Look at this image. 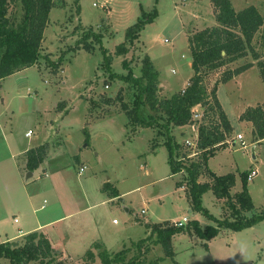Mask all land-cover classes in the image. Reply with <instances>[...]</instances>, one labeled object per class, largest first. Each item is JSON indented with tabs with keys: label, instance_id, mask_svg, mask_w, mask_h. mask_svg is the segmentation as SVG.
I'll list each match as a JSON object with an SVG mask.
<instances>
[{
	"label": "rangeland",
	"instance_id": "1",
	"mask_svg": "<svg viewBox=\"0 0 264 264\" xmlns=\"http://www.w3.org/2000/svg\"><path fill=\"white\" fill-rule=\"evenodd\" d=\"M231 1L238 10L246 5H260L264 16V0ZM57 2L59 5L51 9L44 30L41 57L34 65L0 79V163L8 156L11 146L15 150L28 139L31 144L47 143L43 166L34 177L43 168L47 172L56 171L51 178L60 184L54 185V194H58L46 197V206L55 205L56 211L58 206L65 210L73 202L76 204L85 193L91 200L95 193L107 196L106 192L95 190L99 186L97 182L104 179L118 195L108 197L114 201L88 211L84 205L78 206L81 211L64 222L66 229L74 232L73 236L62 239L55 235V242L76 246L81 237L89 239V244L95 242L88 246L95 253L97 264L100 260L96 245H102L103 240L113 244L108 249L111 253L126 250V260L139 254L143 264H264V217L241 230L220 228L218 234L210 238L200 237L193 223L201 229L216 226L215 219L229 217L232 200L217 198L208 190L201 194V210L194 208L188 196L190 186L186 171L172 173L170 170L165 133H158L156 125H132L121 106L122 102L128 108L133 106L138 87L130 76H140L142 60L147 54L159 74L158 99L186 88L193 74L187 38L217 24L211 0H79V11L74 0ZM8 8V13L19 22L20 2L11 1ZM149 17L151 19L145 21L138 36L129 44L127 29ZM88 29L99 35L94 50H74ZM259 41L257 33L255 47L262 51ZM121 43L127 46L125 53L118 51ZM59 59L61 63L54 66ZM250 59L255 60L249 53L235 64L227 63L206 72L203 84L208 93L207 101L214 105L211 91L222 83L220 78L224 71ZM254 63L257 65V60ZM257 67L248 69L237 80L220 85L218 97L223 105L219 104L220 109L228 113L234 127V132L231 127L225 138H230L229 144L234 138L236 145L231 147L227 143L226 148L218 150L207 161L208 168L217 175L234 173L231 194L241 189L240 172L256 167L257 174L248 183L253 201L248 216L264 210V140L252 144L251 125L243 123L241 114L236 113L264 100V83ZM191 111L189 123L169 124V134L179 145L176 157L184 162L198 160L200 150L194 144H197L201 123L222 129L216 106L208 109L207 105H198ZM141 112L147 120L153 116L154 123L167 118L165 113L154 111L147 104H143ZM83 129L88 133L87 139ZM25 131V135L31 136L26 137ZM237 132L243 134L245 148L236 139ZM254 149L257 159L252 158ZM81 163L86 168L79 173ZM197 180L202 183L211 178L203 174ZM183 217L187 221L171 235V252H167L156 242L154 225L167 222L177 226L175 222ZM113 219L118 224H114ZM7 223L9 227L18 225L11 215ZM85 253H74L73 258L79 261L73 264H90L91 261L84 258ZM0 264L10 263L0 258Z\"/></svg>",
	"mask_w": 264,
	"mask_h": 264
},
{
	"label": "trees",
	"instance_id": "2",
	"mask_svg": "<svg viewBox=\"0 0 264 264\" xmlns=\"http://www.w3.org/2000/svg\"><path fill=\"white\" fill-rule=\"evenodd\" d=\"M11 1H19L21 4L22 15L19 22L8 13V5ZM78 1L74 0L79 11ZM211 2L215 10L217 24L198 30L187 38L193 74L188 80L189 83L186 88L168 98L158 99L157 83L159 74L147 54L142 60L140 76H130L133 84L138 87L133 106L128 108L126 103H121L122 109L132 125L137 124L147 127L156 125L159 127L158 133H165L163 136L169 149L170 170L172 173L186 171L187 183L190 186L188 196L194 208L201 210V194L208 190H211L217 198L232 200V203H230L232 212L229 217L215 219L216 226L207 225L205 229H201L196 223H193L196 232L202 238H210L218 234L220 228L241 230L254 224L258 218L264 217V210L250 216L247 215V212L253 209V201L248 191V171L240 172L241 190L231 196L230 190L235 183L234 173L228 172L217 175L207 166L208 158L213 156L216 149L224 146L225 135L230 133L231 127L224 112L220 109L215 95L216 87L211 91L213 105L210 101H207L208 93L203 84L206 72L216 70L249 53L253 59L257 60V66L264 83V16L254 5L236 11L231 0H211ZM58 5L57 0H0V79L34 65L41 57V44L49 20V13L53 7ZM149 19L151 17L139 20L127 29L126 41L129 44L138 36L144 27L145 21ZM257 33L260 35L259 45L262 51H258L255 47L254 38ZM98 36V33L91 29L86 30L73 49L82 48L92 52ZM126 50L125 43L118 46L119 52L125 53ZM60 63L59 59L54 66L57 67ZM251 65L252 62H246L232 70L224 71L220 82L229 80ZM143 104H147L154 111L160 110L165 113L167 115L166 120L154 123L153 116H149L148 120L145 119L141 112ZM197 104L207 105L208 109H213L215 106L219 108L222 129L217 125L210 126L201 123L198 127L196 144L197 149H200L198 160L179 161L176 157L179 145L174 142L172 135L169 134V124L182 126L189 123L192 117L191 109ZM240 119L252 123L255 139L264 138V105L248 107L241 113ZM83 130L85 139H87L88 133L85 129ZM47 151V143L29 148L24 154L26 159L25 168L30 171L38 168L45 159ZM203 174L210 176L211 180L209 182H199L197 178ZM177 184L180 185V183ZM101 190L106 192L109 197L118 195L117 190L109 182H105ZM154 227L157 232L156 242L161 244L167 252H171V235L178 232L180 228L182 229L183 224L172 226L166 222L155 224ZM96 247L100 264L141 263L139 254L126 260V250L113 254L100 244ZM54 254V249L42 232L28 233L21 242L6 241L0 243V258L8 259L10 264H53ZM84 258L91 261L90 264H97L95 253L91 249L86 251Z\"/></svg>",
	"mask_w": 264,
	"mask_h": 264
},
{
	"label": "crops",
	"instance_id": "3",
	"mask_svg": "<svg viewBox=\"0 0 264 264\" xmlns=\"http://www.w3.org/2000/svg\"><path fill=\"white\" fill-rule=\"evenodd\" d=\"M247 6L249 5L243 6V8ZM254 6L260 12V5H254ZM235 10L238 11V9H235ZM241 58L236 59L230 63L235 64V62L236 61L239 62ZM254 61L255 60L250 59L248 62H252V65L246 70L242 71L241 73L233 76L229 80H232V79L237 80V78L240 75H242L245 71H247L248 69L254 66L256 67L257 65H255ZM190 65H191V61H190ZM223 83L224 82L216 86L217 100H219V97H218L219 90L218 89L220 85ZM218 102H220V100ZM219 104L221 105L222 103L220 102ZM198 105L200 104H197L194 107H197ZM257 105H264V100L257 102ZM221 107H223V105H221ZM241 113L242 111L236 114L237 116H239ZM225 115L229 121L230 127H233L232 121H231L232 119H230L227 112H225ZM242 122L250 124L251 130H253V126L250 121L244 120ZM232 131L234 132V127ZM25 133L26 131L24 132V135ZM239 133L241 134V132H237L236 135ZM25 136L29 137L31 135L29 136L25 135ZM229 139L225 138L224 146H220L218 149H216L213 156L218 150L226 148L225 146H227V143L231 147L236 145V141L234 138L230 141V144L228 142ZM29 140L30 139H28L25 145L22 144L23 142L19 143V145L17 146L15 150H13V146L9 147L10 145L8 144V147H9L8 156L2 161L3 163H0V238H2V240H0V243L6 242V241L21 242L23 237L28 233H31L34 231L42 232L45 235V237L49 240L51 247L55 251V254L53 256L54 257L53 264H56V263L68 264L69 262H71L72 264L76 263L79 260L76 261V258H73L72 255L74 253L82 255L81 253L86 252L85 249L89 244V239L86 240L84 239L85 237H81V240L78 242L76 246L75 245L71 246L69 245L68 242H55L54 240L55 235H57V237H62V239H68L73 236L74 232L71 233L69 230H67L64 222L65 220H69L73 218L76 214H78L81 211V209H78V206L84 205V208H86V211H88L91 208H94L100 205H105L107 202L114 201V199L108 198L109 196H105V195L103 196L102 193H101L102 196L95 193V195L92 197V200H91L88 194L85 193L83 195L82 200L78 201L76 204H74L73 202L71 204V207H67L65 210L60 209L58 206V211H56V209L53 207L55 205H51L47 207L46 197L52 198L53 195L56 196L58 192L54 194V189H55L54 185H60V184H57L56 182H54L53 177L51 178L52 174L56 171L50 170L49 172H47L45 168H43L42 172H40L36 177H34L35 172L38 169L42 168L43 162L39 165L38 168L32 171L27 170L25 168V162H26V159L24 156L25 152L29 148L40 145L42 143V142L41 143L35 142L34 144H31L32 141L30 142ZM262 140H264V138L255 139V137L252 136L251 143L257 144ZM194 146H196V144H194ZM252 155H254V157L252 156L253 159H257L258 153L255 151V149H254V153L252 152ZM6 159L7 161L4 162ZM80 167H84V170L86 168V166L83 163L80 164ZM253 169L255 170L256 167L250 166L248 169H245V170L249 172L250 170H253ZM211 171L214 172L213 170ZM28 172H31V175H28ZM252 180L248 181V183L252 182ZM105 182H109V181H105V179L98 181L96 185H99V186L95 187V190L101 192V187ZM61 185H65V184L61 182ZM230 194H231V190H230ZM234 194H231V196ZM58 198H60V196H58ZM9 215L13 217V222L18 225H11V227H9L8 225L9 223H7V219H9ZM113 223L118 224L116 220L114 221V219H113ZM146 233L144 234L146 235ZM108 243L109 242L107 240H103V243L101 246H103V248H105L106 250L111 249V245L113 244L109 245ZM92 244H89V245H92ZM87 249H89V246L87 247ZM95 262L97 263V261Z\"/></svg>",
	"mask_w": 264,
	"mask_h": 264
},
{
	"label": "built area",
	"instance_id": "4",
	"mask_svg": "<svg viewBox=\"0 0 264 264\" xmlns=\"http://www.w3.org/2000/svg\"><path fill=\"white\" fill-rule=\"evenodd\" d=\"M29 133H31V130H29L28 131ZM28 134V133H27ZM236 139H238L239 140V142H240V144H241V146L243 147V148H245L246 146H247V143L245 142V140L243 139V136H242V134H237L236 135ZM188 142V141H187ZM188 144H189V142H188ZM84 170V167H80L79 168V171L80 172H82ZM256 173H257V171L256 170H250L249 172H248V175H247V180L248 181H250V180H252V178L256 175ZM144 212V210H142V213ZM114 221H115V219H114ZM185 221H187V218L186 217H183L182 218V220H177L176 222H175V224L177 225V226H180V225H182L183 224V222H185Z\"/></svg>",
	"mask_w": 264,
	"mask_h": 264
},
{
	"label": "water",
	"instance_id": "5",
	"mask_svg": "<svg viewBox=\"0 0 264 264\" xmlns=\"http://www.w3.org/2000/svg\"><path fill=\"white\" fill-rule=\"evenodd\" d=\"M254 157V155H252ZM28 175H31V172H28Z\"/></svg>",
	"mask_w": 264,
	"mask_h": 264
}]
</instances>
